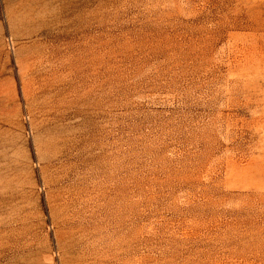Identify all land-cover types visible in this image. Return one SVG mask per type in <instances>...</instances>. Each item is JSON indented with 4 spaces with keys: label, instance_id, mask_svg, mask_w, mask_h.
<instances>
[{
    "label": "rangeland",
    "instance_id": "374dc122",
    "mask_svg": "<svg viewBox=\"0 0 264 264\" xmlns=\"http://www.w3.org/2000/svg\"><path fill=\"white\" fill-rule=\"evenodd\" d=\"M0 264H264V0H0Z\"/></svg>",
    "mask_w": 264,
    "mask_h": 264
}]
</instances>
